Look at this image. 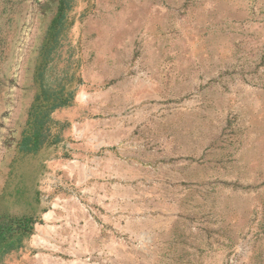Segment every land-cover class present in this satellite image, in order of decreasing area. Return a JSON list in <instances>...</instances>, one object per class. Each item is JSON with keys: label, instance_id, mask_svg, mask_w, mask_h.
Masks as SVG:
<instances>
[{"label": "rangeland", "instance_id": "1", "mask_svg": "<svg viewBox=\"0 0 264 264\" xmlns=\"http://www.w3.org/2000/svg\"><path fill=\"white\" fill-rule=\"evenodd\" d=\"M59 3L0 0V264H264V0H69L24 156Z\"/></svg>", "mask_w": 264, "mask_h": 264}, {"label": "trees", "instance_id": "2", "mask_svg": "<svg viewBox=\"0 0 264 264\" xmlns=\"http://www.w3.org/2000/svg\"><path fill=\"white\" fill-rule=\"evenodd\" d=\"M68 1L59 0L58 9L55 11H51L53 8L45 9L53 14L48 23L35 68L34 77L36 81L38 79L39 90L28 107L26 123L17 140L18 152L24 156L36 155L45 146L59 142V136L51 140L52 124H54L53 113L58 109L68 107L75 96L74 89H68L63 84L51 85L47 67L61 45V34L69 28ZM20 225L21 230L18 236L1 246L0 258L4 251L15 247V242L21 241L24 235L27 236L32 232L33 219L25 218Z\"/></svg>", "mask_w": 264, "mask_h": 264}, {"label": "bare ground", "instance_id": "3", "mask_svg": "<svg viewBox=\"0 0 264 264\" xmlns=\"http://www.w3.org/2000/svg\"><path fill=\"white\" fill-rule=\"evenodd\" d=\"M52 215H53V214H52ZM46 216H47V217H50V216H51V213H47Z\"/></svg>", "mask_w": 264, "mask_h": 264}, {"label": "crops", "instance_id": "4", "mask_svg": "<svg viewBox=\"0 0 264 264\" xmlns=\"http://www.w3.org/2000/svg\"><path fill=\"white\" fill-rule=\"evenodd\" d=\"M129 259H130V261L132 260V258L130 256H129ZM133 260H135V258Z\"/></svg>", "mask_w": 264, "mask_h": 264}]
</instances>
